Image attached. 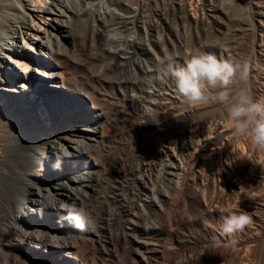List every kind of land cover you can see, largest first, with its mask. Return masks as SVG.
Listing matches in <instances>:
<instances>
[{"label":"bare ground","instance_id":"obj_1","mask_svg":"<svg viewBox=\"0 0 264 264\" xmlns=\"http://www.w3.org/2000/svg\"><path fill=\"white\" fill-rule=\"evenodd\" d=\"M125 1L0 0V264H264V152L219 120L221 106L210 113L216 93L188 105L172 78L163 87L149 72L143 76L152 65L136 47L145 52L162 35L153 40L148 28H141L142 38L112 33L109 21L120 27L137 21L138 1ZM193 1L185 10L204 23L203 7ZM263 6L252 4L260 28L247 57L246 87L255 100H264ZM81 21L95 29L89 54H113L106 62L127 78L122 95L132 97V108L118 132L108 130L107 99L79 74ZM114 137L122 169L108 177L106 142ZM235 211L252 224L225 234L224 220Z\"/></svg>","mask_w":264,"mask_h":264},{"label":"rangeland","instance_id":"obj_2","mask_svg":"<svg viewBox=\"0 0 264 264\" xmlns=\"http://www.w3.org/2000/svg\"><path fill=\"white\" fill-rule=\"evenodd\" d=\"M129 1L131 2V0H127V1H125V3H127V2L129 3ZM133 1H134V4H135V0H133ZM137 1L138 2L135 5L140 8L139 11H138L139 12V15H138L137 21H135L132 24H128L126 27L124 25H123V27H120V26H118V24H113V22H110L109 21L108 23L109 24L112 23L113 25L112 24L111 25H108L109 27L107 26V28L111 29L112 33L113 32L115 33V32H118L119 31L118 33L121 34V35H123V34L125 36H127V35L128 36L129 35H136V37H140V38H142L143 35H144V33L141 30V28H148L149 34L151 35V37H152L153 40L157 39V37H160L162 35L161 36V40L163 42H161V43H159V41H158V43H156V42L154 43L153 41L151 42L152 43L151 44L152 47L151 46L150 47L151 48L154 47L153 48L154 50L150 51V49H151L150 48L149 50H146L144 52L142 49H139L137 47H136V50H137V52H139L138 55L139 56L141 55L140 56L141 58H144V59L147 58L148 59L147 61L149 62V65H152V66H149V68H148L147 67L148 66V64H147L148 62L146 63L147 65L144 68L145 71L143 70L141 72V73H143V76L145 75L146 72H149V74L151 75V80H153L155 82L157 80L156 83H159L160 82V84L163 85V87L164 86L165 87L168 86L170 84V80L172 78L171 77V74H170L171 71H172V69L169 67L170 66V63H172V64L174 63V66H177V68H178V66L181 65L180 62L185 63V61L191 55L196 54V53L211 54V55H215L218 59H222V60H229L230 59V61L237 62V63H241L240 60H242V59H243L242 62L243 61L245 62V60L247 62V57H249L248 58V62L251 60L250 57H252V54H253V52L255 50V39H254L255 38V34L258 31L257 29L260 28V26H259V24H260L259 23L260 16L258 15L257 11L255 12V10H257V9H254L252 7V4L255 3V2L256 3L258 2V4L261 3V5L263 6L264 5V1L263 0H262L263 4H262V2H259L261 0H255V2H253L254 0H251V1L250 0H245V1L244 0H242V1H237V0H194L193 1L192 0L195 4L198 3V5L200 6L199 8H202V7L204 8V9L203 8L200 9L201 12H199V14H203L204 15V18L205 19L207 18V20H205L204 23H200V24L193 22V20L189 16L187 10H185L186 7L184 5H186L185 4L186 2L189 3L188 1H190V0H142V1L141 0H137ZM237 2L240 3V5H238ZM221 3H223L224 6L226 4L227 7H223V5ZM243 3H245V7L246 8L249 5L248 8H247V13L250 11L249 12L250 15L247 14L246 11H244V10H246V8L243 6L244 5ZM217 4L218 5L220 4V6H218ZM241 5L245 9L244 8H241ZM219 7H223L224 9L226 8L229 11L228 12V16H225L222 13V10H221L223 8L220 9ZM125 8L126 7L124 6V9L123 10L124 11H127V10H125ZM224 9H223V11L226 12V10H224ZM202 11L204 13H207V14H204ZM207 16H209V17H207ZM220 16H221L222 19L219 18ZM210 17L212 19H210ZM228 17H230L232 20H230V18H228ZM249 17H251L252 19L251 18L249 19ZM255 17H257V19ZM223 18L224 19L226 18L227 22L225 20H224L225 21L224 22L223 21ZM245 18L248 19L250 21V23L253 24V25L249 24L247 22L248 20H246ZM208 19L209 20H212V22L211 21H208ZM254 19H255V21H253ZM220 21H222V22H220ZM256 21H257V23L255 24ZM223 22L226 23V24H224ZM205 23H207V25ZM116 25H117L118 28H116ZM251 26L253 27V31L254 32L251 30V28H252ZM76 28L77 29H76V33H75V35H76L75 36V40L77 38L79 40V41L77 40V42L75 41V46H76V48H78L76 50L78 52V50L80 48L81 49V52L83 53L85 51V53L87 55L85 53H84L85 54L84 55L81 52H79L80 55L78 54L79 56H77V60L75 59V61L78 62L79 60L82 61L83 59H86V61L83 60L85 62L82 61V63L84 64V66H88V67L85 68V71H84V66L79 61V63H80V64L78 63L79 66H80V67H78L79 74H83V76H85L84 73L87 74L86 75L87 80H89V79L91 80V81L89 80L88 83L89 82H92V83H89L90 86L97 87V89H99V91H100V93L102 95V98L107 99V102H108V106L107 107L108 108L106 110V114L108 115L107 116L108 119L109 120H112L111 121L112 124H111V126L108 127V130L109 131H113V132H118L119 131L118 124L121 122L120 120H122L124 118H129V111L132 108V107H130L129 102H128L129 100H131L132 97L131 96L124 97L125 95L124 96L122 95V93L124 92V90H128V88H125V87H128L127 86V78L125 77V75H123V74L121 75V73L119 71L120 69H118L116 67L114 68V66L112 67V65H108L107 62H109L110 60L114 59L113 58V54H111L112 55V58L110 57V55H106V54H105V57H104V55L101 54V51L100 50L95 51V53L92 52V51H94V49H92V51H91L94 54H92V53L89 54L90 53V43L92 42L91 41V39H92L91 38L92 37V31L95 30L89 22L87 24L86 21H84V22L81 21L80 24H79V26H76ZM123 28L126 29V30H124ZM227 28H230V29H228L229 31L227 30ZM240 28L242 30H237V29H240ZM112 29H114V31ZM120 29H121V33H120ZM246 29H247V32H245ZM254 29H256V30H254ZM0 30H1V28H0ZM130 32H131V34H130ZM134 32H135V34H134ZM239 33L240 34H243L244 33L245 36L243 37ZM249 33H252V35H254V36L251 35L253 41H250L251 38L248 37L250 35ZM246 35H248L247 36L248 37V40L246 38ZM86 40H87V42H86ZM248 41H249V43H248ZM83 42H85V45L84 46H83V44H84ZM243 42H244V45L246 47H247V44H249L248 47L246 48L247 51H246V49H242L241 50V48H245V46L243 45ZM76 43H78L79 45L76 44ZM163 43H165V45L167 44L166 45L167 47L161 45ZM239 43H240V45H239ZM250 43H251V45L252 44H254V45L251 46ZM103 44H104L103 46H105L106 45V42H103ZM125 45L128 46V47L130 46L128 44H125ZM241 45L243 47L239 48ZM85 46H87V47H85ZM161 46H163V48ZM249 47L250 48L252 47L251 49L253 51H251V49L248 51V48ZM164 48H167V49H165V51H164L163 50ZM168 48H170V49H168ZM83 49H85V50H83ZM141 51H143V52H141ZM154 51H155V54H156V52H157V54L159 53L160 56H158V57L161 58V59H163V60L160 59L159 62L155 61L154 60V56H153ZM225 51H227V52H225ZM97 52H100V54L97 53ZM165 52H166V54H165ZM248 52H249V55L250 56L248 55ZM250 52H252V53H250ZM221 53H222V55H221ZM97 54H98V57H96ZM89 55L91 57H89ZM246 55H248V56H246ZM92 57H94V58L92 59ZM109 57H110V59H109ZM169 57L171 58V60L173 59L172 61H174V62L169 61L170 60ZM78 58H82V59H79L78 60ZM89 60H91L90 61L91 63H89ZM101 60H103V62ZM151 61H153V62L151 63ZM96 62H98L99 64L98 65H95V64H97ZM104 62H106V63H104ZM0 63H1V60H0ZM178 63H179V65H178ZM90 64H93L94 66L93 65H90ZM105 64L107 66V69H105L106 66L103 67V65H105ZM95 66H97V67H95ZM157 67H158V71H157ZM81 68H83V69H81ZM90 68H91L92 71L89 70ZM103 68H104V71H103ZM86 69H88V70H86ZM153 69H155V70H153ZM167 69H169L170 72L167 71ZM99 70L102 71V72H100ZM111 70H113V71H111ZM87 71H88V73H87ZM160 71L162 72V74H160L161 73ZM105 72H107V73H105ZM94 73L97 74V75L95 76ZM156 73H157V75H156ZM249 73H250V71H249ZM160 75L163 76V77H159ZM168 75H169V77H168ZM98 76H100V77H98ZM152 76H154V77H152ZM124 77H125V82L123 81L124 80ZM159 78L161 80L166 81V83L162 82ZM113 80H116V81H113ZM78 82H80V81L78 80ZM119 82H121V84ZM243 84L244 83H241V82L237 81L236 83H234L232 85V90L235 91V90H237V89H239L241 87H244V85H245L244 88H247L248 87V80H247V82L244 85ZM122 86L124 87V89H123ZM138 87L139 86H137V84H136V93H137V91L138 92L140 91V88H138ZM114 88H115V90H114ZM107 89H109V90H107ZM210 91L208 90V95L209 96H210V94L216 93L218 90H212V89H210ZM212 96H215V95L213 94ZM129 97H130V99H129ZM213 98L214 97H212V99ZM210 99H211V96H210ZM214 103H216V104H214ZM214 103H212L213 106L211 105L210 106V109H208L210 111V113H214L215 114L217 112L216 110H219L218 108L221 106L220 107L221 110H219L216 113V115H218L220 117V115L225 112L224 113L225 115L223 114L219 118V120H221V119L223 120V118H224L223 121L225 123L228 122L227 124H229V121L226 120L228 118H227L226 111H224L225 108L223 107V105H221V104H219L217 102H214ZM126 104H127V106H125ZM216 105L218 107H216ZM215 107H216V110H214ZM222 107H223V109H222ZM125 109H127V110H125ZM211 109L214 110V111H212ZM222 110H223V112H221ZM119 111H120V113H119ZM124 114H125V116H124ZM112 115H113V117H112ZM109 116H111V117H109ZM225 116H226V119H225ZM117 118H118V120H117ZM115 119H116V122H115ZM116 138H117V141L118 140L120 141V139L118 137H114V138H112L113 140L112 139L111 140H107V142H106V145L109 148V154H110V155L108 154L106 156L107 159L105 161V163H106L105 166H107L105 169L108 172V174H107L108 177L111 176V174L114 175V176H116L117 171L122 169V167H120V165L118 164V161L120 159V154H119L120 153V147H119L120 146V142H116L115 141ZM111 145L113 146V148H112ZM114 149H115L116 152L114 151ZM110 152H112V153H110Z\"/></svg>","mask_w":264,"mask_h":264},{"label":"clouds","instance_id":"obj_3","mask_svg":"<svg viewBox=\"0 0 264 264\" xmlns=\"http://www.w3.org/2000/svg\"><path fill=\"white\" fill-rule=\"evenodd\" d=\"M170 74L177 94L188 105L205 104L210 99L208 90H218L214 99L225 108L234 134L246 138L257 152H264V100L253 99L244 87L232 90L237 81L247 82V62L237 63L211 54L196 53L186 60L183 67L172 70ZM76 221V227H85L79 216ZM251 224L250 215L235 211L225 218L222 230L225 234H233Z\"/></svg>","mask_w":264,"mask_h":264}]
</instances>
